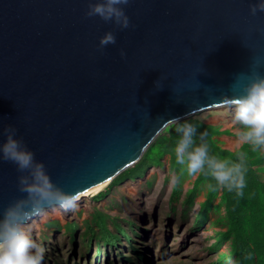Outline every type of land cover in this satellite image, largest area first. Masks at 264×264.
I'll list each match as a JSON object with an SVG mask.
<instances>
[{
  "label": "water",
  "instance_id": "95a60500",
  "mask_svg": "<svg viewBox=\"0 0 264 264\" xmlns=\"http://www.w3.org/2000/svg\"><path fill=\"white\" fill-rule=\"evenodd\" d=\"M254 2L130 0L121 30L86 19L88 0H0V143L17 128L66 191L112 181L173 119L228 106L225 95L264 74ZM108 31L116 44L101 50ZM19 175L0 159V209L23 195Z\"/></svg>",
  "mask_w": 264,
  "mask_h": 264
},
{
  "label": "rangeland",
  "instance_id": "374dc122",
  "mask_svg": "<svg viewBox=\"0 0 264 264\" xmlns=\"http://www.w3.org/2000/svg\"><path fill=\"white\" fill-rule=\"evenodd\" d=\"M233 116V110L225 106L193 117L216 125L220 121H227L225 127L233 129V137L223 136L221 141L217 136L224 133L214 125L204 132L211 136L207 140L209 148H223L224 144V147L234 151L242 147L237 144L235 135L242 126L233 122ZM174 148L175 145L170 142L157 140L146 152L142 164L130 171L132 180L123 182V176L117 178L107 198H102L104 193L96 195L111 182L99 190L94 199V196L83 197L74 211L65 212L57 208V214L55 209H47L46 215L34 218L28 225V231L44 249L42 264H86V261L89 264H119V256L111 252L114 249H109L107 257L108 249H105L104 243L96 246V241H89L92 237L89 231L92 224L89 221L97 215L99 219L104 217L108 220L110 233L109 230L105 231L108 238L113 236L111 232L117 233L114 218L124 220V226L128 225V220L137 223L138 235L142 237L140 241L141 237H138L137 242L147 252V260L142 264H209L217 258L218 253L227 251L228 243H224L216 252L209 249L216 241V232L223 230L219 225L225 223L223 190L212 191L208 185H214L215 181L203 174L196 180L187 176L186 172L182 173L175 162ZM248 148L252 150L251 146ZM166 151L170 157L162 158ZM254 153L252 162L259 164L256 166L257 172L264 180V151ZM215 154L220 153L217 151ZM153 165L155 167L149 169ZM137 175L140 178H136ZM171 175L177 177L175 185L170 182ZM185 197L189 199L184 201ZM107 214L111 218L108 219ZM125 245L118 250L125 255H133L128 244ZM98 246L103 250L100 256Z\"/></svg>",
  "mask_w": 264,
  "mask_h": 264
},
{
  "label": "clouds",
  "instance_id": "9594fccd",
  "mask_svg": "<svg viewBox=\"0 0 264 264\" xmlns=\"http://www.w3.org/2000/svg\"><path fill=\"white\" fill-rule=\"evenodd\" d=\"M130 0H88L86 19L99 17L105 23H114L121 30L131 27L126 8ZM250 14L264 13V0H255L249 6ZM116 44V35L106 32L101 38L100 49ZM120 55L127 53L121 49ZM239 88H233V95H225L228 106L233 110V122L241 125L235 132L237 144L249 145L253 151H264V74L253 71ZM161 88V87H160ZM178 135L174 148L175 162L182 173L197 178L203 174L215 181L209 184L212 191L218 189L244 195L247 175V153L238 151L235 159L221 158L210 153L207 133H199L196 126L185 120L170 122ZM18 129L12 125L3 128L6 140L0 143V159L16 165L18 190L23 195L0 209V264H42L43 247L34 240L29 223L36 217L46 215L47 209L74 211L77 201L86 193L66 191L52 180L43 161L36 159L23 137H17ZM171 184L177 177L171 175Z\"/></svg>",
  "mask_w": 264,
  "mask_h": 264
},
{
  "label": "trees",
  "instance_id": "16d2710c",
  "mask_svg": "<svg viewBox=\"0 0 264 264\" xmlns=\"http://www.w3.org/2000/svg\"><path fill=\"white\" fill-rule=\"evenodd\" d=\"M187 121L196 126L198 134L205 133L204 130L213 126L200 121L197 117H190ZM210 137V134H207L206 140ZM177 139L178 135L175 132L174 126L171 125L163 133H161L155 141H166L175 145L173 143L177 142ZM248 147L249 145H243L240 149L234 151L221 148L220 146H217V148H210L211 154L218 155L221 158L231 157L235 159L238 151L246 152L249 157L246 162L248 171L246 175V188L244 189V195L237 196L235 192L223 190V211L225 218L223 221H225V223L223 225H219L223 227V230L216 232V241L209 249L215 252L219 251L220 247L223 246L224 243H228L229 248L225 252L218 253L217 258L209 264H264V180L259 176V171L257 172L258 169L256 166L259 164L255 161L254 163L252 162L251 158H255V153ZM217 151L220 154H215ZM145 154L136 164L125 169L117 177H115L111 183L96 196H100L104 193L102 198H107L111 194L112 188L115 187V181L120 176L124 177L123 182L126 180H132L130 171H133L139 164H142ZM166 156L170 157L168 151L162 155V158ZM173 157L174 156L171 157L172 160ZM152 167L155 166L153 165L149 167V169ZM200 177L201 175H199L196 180H199ZM136 178H140V176L137 175ZM94 198L95 196L93 199ZM187 199L189 198L185 197L184 201ZM107 215L109 216L108 219L111 218L109 214ZM114 220L115 224L113 225L117 227V233L111 232L113 236L108 238L105 235V231L107 232L109 230L107 228L108 220L104 217H100L99 219L98 215L93 216L89 221L92 224L89 226V231L92 235L89 241H96V246H100V244L104 243L105 249H108L105 254L107 257L110 254L109 249H114V251L111 252H115V254L119 256V264H124L126 261L127 264H142V261L147 260V252L145 253L143 248H140L138 244L142 237L138 235L137 223L135 221L128 220V225L124 226L122 224V221L124 220L118 218H114ZM138 237L141 238L139 239ZM95 238H99L100 241ZM138 239L139 241L137 242ZM126 243L128 244L130 251L132 250L134 253L133 255H125L118 250L121 246H127L125 245ZM99 246L98 256H100V253L103 254V250H101ZM148 262H150V260ZM86 264L89 263L86 261ZM94 264H96V262H94Z\"/></svg>",
  "mask_w": 264,
  "mask_h": 264
},
{
  "label": "bare ground",
  "instance_id": "6f19581e",
  "mask_svg": "<svg viewBox=\"0 0 264 264\" xmlns=\"http://www.w3.org/2000/svg\"><path fill=\"white\" fill-rule=\"evenodd\" d=\"M110 181H111V178L106 179V180L102 181L101 183L97 184L96 186L92 187L90 190H88L86 192L85 195L81 196V199L79 201H77V203H79L82 200L83 197H92V196H94L95 194H97L99 192V190H101L102 188L107 186L110 183ZM55 212L58 214L59 211L57 209H55ZM126 263H127V261H126Z\"/></svg>",
  "mask_w": 264,
  "mask_h": 264
},
{
  "label": "crops",
  "instance_id": "0c3cea01",
  "mask_svg": "<svg viewBox=\"0 0 264 264\" xmlns=\"http://www.w3.org/2000/svg\"><path fill=\"white\" fill-rule=\"evenodd\" d=\"M218 116H223V115H222V114H219ZM225 116H226V115H225ZM226 117H227V116H226ZM229 119H230V118L228 117V121H229ZM226 122H227V121H225V122L220 121L219 124L216 125V124H213V123H207V122L205 121V123H207V124L214 125V126H218V127L221 128V131H222V133H224V134H221V135L217 136L218 139H220L221 141H223V136H225V137H233V135H232V133H231V131H232L233 129H232V128L227 129V128L225 127ZM223 148L228 149V148L224 147V144H223Z\"/></svg>",
  "mask_w": 264,
  "mask_h": 264
},
{
  "label": "snow or ice",
  "instance_id": "6c2138e0",
  "mask_svg": "<svg viewBox=\"0 0 264 264\" xmlns=\"http://www.w3.org/2000/svg\"><path fill=\"white\" fill-rule=\"evenodd\" d=\"M98 190V189H97Z\"/></svg>",
  "mask_w": 264,
  "mask_h": 264
}]
</instances>
